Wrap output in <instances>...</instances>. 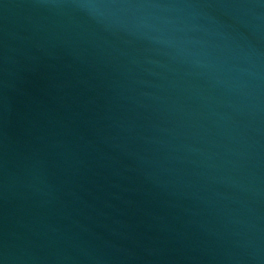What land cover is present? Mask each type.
<instances>
[{
  "label": "water",
  "instance_id": "95a60500",
  "mask_svg": "<svg viewBox=\"0 0 264 264\" xmlns=\"http://www.w3.org/2000/svg\"><path fill=\"white\" fill-rule=\"evenodd\" d=\"M0 264H264V0H0Z\"/></svg>",
  "mask_w": 264,
  "mask_h": 264
}]
</instances>
